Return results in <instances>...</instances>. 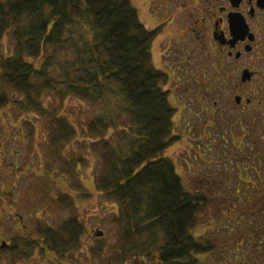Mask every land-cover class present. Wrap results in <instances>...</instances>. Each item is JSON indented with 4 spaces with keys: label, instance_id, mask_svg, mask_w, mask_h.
Listing matches in <instances>:
<instances>
[{
    "label": "trees",
    "instance_id": "1",
    "mask_svg": "<svg viewBox=\"0 0 264 264\" xmlns=\"http://www.w3.org/2000/svg\"><path fill=\"white\" fill-rule=\"evenodd\" d=\"M156 34L140 20L133 0H0V46L8 39L7 50L0 52V110L8 107L48 121L51 163L46 174L66 176L70 190L81 185L80 165L95 158L91 179L96 192L114 206L115 241L108 253L103 239L87 245L90 256L104 257L105 264H229L221 258L237 239L231 235L220 240L210 231L236 215L255 212L261 225L242 232L254 245L243 264H264V192L246 198L241 206L229 205L218 199L210 177L187 175L166 155L187 131L181 125L179 98L186 92L190 101H211L209 108L215 111L217 85L171 84L179 68L167 73L162 64H154ZM206 71L203 64L196 67V74ZM170 87L180 88L182 94L177 96ZM47 96L57 106L43 107ZM68 97L91 112L85 122L73 123L61 114ZM250 116L255 120L248 133L229 128L230 133L241 140L253 134L264 140V112ZM79 134L85 136L82 149L66 156L65 146ZM28 135L33 139L32 132ZM253 157L264 161L260 154ZM241 174L238 179L245 177L249 183L250 177ZM69 189L57 200L76 208ZM84 231L74 211L56 228L14 237L11 248H0V264L3 257L7 264H20L35 252L66 257L81 246Z\"/></svg>",
    "mask_w": 264,
    "mask_h": 264
},
{
    "label": "rangeland",
    "instance_id": "2",
    "mask_svg": "<svg viewBox=\"0 0 264 264\" xmlns=\"http://www.w3.org/2000/svg\"><path fill=\"white\" fill-rule=\"evenodd\" d=\"M156 2L157 0H133L140 20L147 28L151 26L150 16L154 18L162 14L156 12ZM156 40L165 41V34H159ZM7 48L8 39L3 38L0 52ZM163 54L162 44L158 45V49L153 52V62L157 67L162 63ZM199 63L206 66L209 60L204 59ZM170 89L177 96L182 94L180 88ZM193 92L195 93V90ZM186 95L185 92V97L179 98L177 103L178 107L181 106L179 110V116H182L181 125L187 131L180 140L168 147L166 155L177 160L181 172L210 177L218 199L226 201L229 205L238 203L241 206L246 203V198L252 200L259 193L261 195L264 192V161L258 157L259 154L264 157V140H261V135L253 134L241 140V136L232 134L239 133L241 127L248 128L247 123H250L253 117L237 118L235 113H229L230 105L228 106L227 101L223 99L218 100L215 111H211L209 108L211 101L209 103L202 100L190 101ZM215 97L218 98L216 94L214 99ZM42 104L46 109L57 106L56 101L49 96L43 98ZM60 112L73 123L75 120L83 123L91 114L85 104H78L72 97L67 98ZM235 118L240 124L236 123ZM26 122L33 125V130ZM229 122L233 124L232 127L228 126ZM47 130L48 121L41 116L33 113L16 114L8 107L0 110V242L7 240L9 236H18L16 230H19L20 225L25 226L30 232L36 229L43 230L44 227L47 229L49 226L56 228L76 211L85 231L81 238V246L71 251L68 254L69 258L74 260L75 257L79 264H105L104 257L94 258L86 250L87 245L96 246L98 239H103L104 248L107 249L105 251L108 253L115 241L111 218L114 206L103 200L96 192L91 179L96 166L95 158L89 157L88 163L80 165L78 179L82 181L81 185L78 189L70 190V180L66 176L50 177L46 174L51 163V155L46 145ZM28 132H32L33 139L27 137ZM84 137L79 134L65 146L66 156H72L82 149L81 141ZM255 154L258 160L253 157ZM243 172L250 177L247 184L245 177L238 179V175L240 177L244 175L241 174ZM68 189L76 208L71 207L70 201L64 200L59 203L57 200L60 195L62 196L61 192ZM243 193L246 196L241 197ZM255 217H257L255 212L236 215V218L227 220L222 226L214 230L210 228V233L220 240H228L231 235L237 239L229 246L222 260L229 261V264H243L249 259V252L254 246L253 238L250 235L242 237V232L246 229H251L248 233L258 230L261 224L255 221ZM26 228L21 229L24 235L27 234ZM96 231L103 233L96 236ZM103 253L99 256H103ZM104 256L108 257L109 254L104 253ZM51 261L53 262L50 263ZM59 261L60 259L53 254L44 256L35 252L30 258L20 261V264H58ZM2 262L7 264L4 257Z\"/></svg>",
    "mask_w": 264,
    "mask_h": 264
},
{
    "label": "flooded vegetation",
    "instance_id": "3",
    "mask_svg": "<svg viewBox=\"0 0 264 264\" xmlns=\"http://www.w3.org/2000/svg\"><path fill=\"white\" fill-rule=\"evenodd\" d=\"M156 8L162 14L150 16L148 29L166 40L155 38L152 54L162 44V68H179L171 84L217 85L214 102L227 101L236 117L264 112V0H157ZM204 59L209 63L201 76L196 67ZM25 228L20 225L18 235L33 237L27 228L23 234ZM14 237L5 240L7 250Z\"/></svg>",
    "mask_w": 264,
    "mask_h": 264
},
{
    "label": "water",
    "instance_id": "4",
    "mask_svg": "<svg viewBox=\"0 0 264 264\" xmlns=\"http://www.w3.org/2000/svg\"><path fill=\"white\" fill-rule=\"evenodd\" d=\"M102 233H103L102 231H96V232H95V235H96V236H101Z\"/></svg>",
    "mask_w": 264,
    "mask_h": 264
}]
</instances>
